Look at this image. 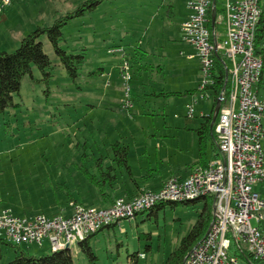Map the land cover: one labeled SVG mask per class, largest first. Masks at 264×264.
<instances>
[{"label": "rangeland", "instance_id": "1", "mask_svg": "<svg viewBox=\"0 0 264 264\" xmlns=\"http://www.w3.org/2000/svg\"><path fill=\"white\" fill-rule=\"evenodd\" d=\"M89 1L92 0H14L0 13V53H13L19 47L20 43L13 47L12 29L24 30L30 23L33 28L37 26L30 33L38 27H51L57 19L74 13ZM187 2L102 0L93 10L85 9V15L62 28L66 42L61 47L86 56L76 80L68 76L48 37H41L44 52L54 67L49 84L39 69L33 68L32 76L27 75L21 81L13 104L0 114V215L52 219L69 217L75 206L106 208L83 168L98 175L94 156L96 160L99 156L106 157L107 165H114L109 157L114 154L112 145L119 141L130 147L131 166L135 171L138 169L137 152L143 154L138 148L144 142L140 119L133 117V107L139 104V99L141 103L145 99L147 192L159 193L163 186L158 184L171 168L164 164L160 168L162 175L157 173L153 175L155 179H148L149 163L153 169L157 168L156 151L160 157L171 154L175 167L195 158L199 148L192 145L193 132L183 127L202 121L204 114L210 115L215 99L210 89L200 90L209 78L196 50L185 39ZM224 3L217 1V31L221 40L227 34L226 22L220 18L224 16ZM261 8L264 10V0ZM126 63L131 76L129 93L123 80ZM227 65L231 67L229 60ZM110 84H114L111 90ZM261 93L264 94V86ZM117 104L123 113L115 111ZM127 104L131 107L125 108ZM208 155H214L211 146ZM168 160L171 161L170 156ZM126 172L123 168L117 171V192L121 187L133 186L130 177L124 176ZM175 174L188 177L184 169L179 172L177 169ZM253 188L264 201V180ZM69 195L80 204H74ZM118 196L122 197L123 191ZM205 206V201L179 204L175 208L167 205L155 215L146 211L130 221H121L115 228L104 229L90 239L96 259L83 252L79 244L73 245V264H163L191 234ZM260 215L264 230V209ZM252 225L258 227L255 220ZM20 249L38 257L52 254L48 240L42 246L24 245ZM20 251L15 246L0 244V264H10Z\"/></svg>", "mask_w": 264, "mask_h": 264}, {"label": "built area", "instance_id": "2", "mask_svg": "<svg viewBox=\"0 0 264 264\" xmlns=\"http://www.w3.org/2000/svg\"><path fill=\"white\" fill-rule=\"evenodd\" d=\"M218 0H188V18L183 24L209 80L200 90L215 84V59L221 58L230 83L215 127L217 157L194 169L187 178L168 180L159 193L144 194L126 202L117 199L109 207L87 209L75 206L69 217L47 218L0 215V242L16 247L43 245L52 252L71 248L102 229L132 220L160 203L213 201V219L206 236L193 248L184 264H264V230L261 211L264 201L254 185L264 180V94L259 84L264 61L256 50V36L262 16L261 0H224L223 17L227 34L220 39ZM14 0H0V13ZM215 14L213 23L212 16ZM212 24L213 30L209 28ZM231 63L228 67L227 61ZM125 64L123 80L131 76ZM211 78V79H210ZM131 107V104L124 106ZM194 110H190L193 116ZM252 220L258 227L252 225Z\"/></svg>", "mask_w": 264, "mask_h": 264}, {"label": "trees", "instance_id": "3", "mask_svg": "<svg viewBox=\"0 0 264 264\" xmlns=\"http://www.w3.org/2000/svg\"><path fill=\"white\" fill-rule=\"evenodd\" d=\"M102 0H92L86 3H83L81 7L74 13H69L65 17H60L57 19L53 26L51 27H38L32 33L28 34L22 39L19 47L13 53L1 52L0 53V114L4 113L5 110L13 104V96L16 93H19L21 88V81L27 75L32 76L33 68L39 69V71L44 76V79L47 84H49L50 79L53 74L54 69L53 64L49 56L44 52L43 44L40 42L41 37L46 35L60 61L62 66L68 73V76L72 80H76L80 76L81 66L85 64L86 56L81 53L76 55L75 51L63 48L62 43L65 41V36L63 34L62 28L68 25L70 21L85 15V9L93 10L95 7L101 4ZM261 4V1H260ZM209 28L213 30L212 24H209ZM256 50L257 54L260 55L264 61V10H262L261 20L259 22L257 36H256ZM85 51V50H82ZM215 84L211 87H208L214 93V98L217 103L218 99L221 97V94L225 92V97L228 95L230 83L226 82V73L221 62V58L215 59V67L213 74ZM264 86V69L263 75L259 84V88L263 89ZM215 103V106H216ZM214 114L210 117V120H213ZM218 122V118L215 124L212 126L208 123L207 125L203 124L199 129L200 143H199V153L202 161V165L206 166V138L207 133L210 131L215 132V127ZM112 150L114 152L113 157L109 159L114 163V165H107L106 157L99 156L92 158L95 162V167L98 175L91 174L89 170L84 166L83 171L86 173L87 178L90 182L99 190L100 195L108 206H111L119 198L115 195V187L118 182L117 171L121 168L126 169L130 172V167L128 164L129 157V147L123 146L119 141L112 145ZM112 152V153H113ZM106 163V164H105ZM70 200L74 204H80L72 195H69ZM198 201L184 202V203H175V202H166L160 203L154 206L152 209L148 210L150 216L157 214L162 209H165L167 205L175 208L179 204L183 205H195ZM206 203L205 211L200 216L197 225L194 227L191 234L182 241L180 247L173 252L163 264H184L186 257L193 250V248L206 236L210 224L213 219V213L211 215L209 209L210 200H203ZM211 206L213 209V201H211ZM146 211L141 212L144 214ZM213 212V211H212ZM139 214V215H140ZM118 224L107 227L106 229L115 228ZM102 229L101 231H103ZM101 231L90 236L87 240L80 242L79 246L91 259H96L89 241L92 237L98 235ZM0 244H7L0 242ZM10 245V244H9ZM13 246V245H12ZM20 251V247H16ZM1 256V255H0ZM240 258L245 260L244 255H240ZM248 260V257L247 259ZM10 264H73V256L71 249H65L57 252H52L51 255L38 257L31 255L28 252L20 251L19 255L12 261Z\"/></svg>", "mask_w": 264, "mask_h": 264}, {"label": "crops", "instance_id": "4", "mask_svg": "<svg viewBox=\"0 0 264 264\" xmlns=\"http://www.w3.org/2000/svg\"><path fill=\"white\" fill-rule=\"evenodd\" d=\"M23 2V1H21ZM19 1V3H21ZM25 4V3H24ZM26 8L30 5H25ZM188 18V13L186 14V18L185 20ZM31 20V18H29ZM7 20V19H6ZM32 21V20H31ZM28 28L24 29V30H19V31H15L14 29L11 30V32L14 31V35H15V44H13L15 47L16 45H18L22 39L26 36L27 33H30V29H35L37 26L34 25V28L32 26V24L30 23L29 25H27ZM114 87V84H110L108 85V89L111 90L113 89ZM145 98V97H144ZM215 99V98H214ZM215 103L216 101L214 102V109L213 111L210 113V115H205L203 116V120L200 121V122H196L194 121L193 123L191 124H186V128L183 127L184 130H187V131H191L193 132V134H191V141H192V145L194 147L198 146L199 148V143H200V136H199V129L202 127L203 124L207 125L208 123L211 125V129H212V122L213 120L211 119L210 120V117H212V114L215 115ZM118 106L115 107L114 109H116L115 111H119L121 113H123L121 110H120V104H117ZM133 111H134V115L133 116L136 120V118L140 119L139 124L141 125V130H143V144L142 142L139 144L140 148H138V150L142 149L143 150V154L140 155L138 152V158H140V162L137 163V167L138 169H136V171L132 168L131 166V152L132 150L130 149L129 150V157H128V164H129V167H130V172H126L124 176H127L128 178L130 177V181L133 182V186L132 187H129V186H126V187H121V189L118 191V192H122L123 191V196H118V192L116 190V187L118 186V182H119V178H118V182H117V185L115 187V195L117 198H133L135 197L136 195H138L141 191H147L146 187H145V99H144V102H140V99H139V104L137 105H134L133 107ZM214 119V118H213ZM119 123H116V126L118 127ZM159 130V129H158ZM196 132V134H195ZM215 139H216V136H215V132H212L210 131L209 133H207V138H206V142H205V145H206V159H205V163L208 164L209 162H211L212 160H214L217 155H218V150H217V147H216V143H215ZM136 141V140H134ZM198 143V144H197ZM142 146H144L142 148ZM209 146H211L212 150L214 151V155L213 157H209L208 155V151H209ZM168 147L172 148L171 144L168 145ZM130 148V147H129ZM148 150V149H147ZM149 151V150H148ZM147 151V152H148ZM156 155H155V164H157V168L156 169H153V165L151 164V162L149 163L150 164V173L148 175V179L152 180V177H154V179L156 178V176H153L157 173H160V175H162V170L160 169L162 165L166 164V165H170L171 168H170V172L168 173V176L166 178H162L161 179V183H159L158 185L160 187H162L168 180L172 179V178H179V179H183L184 177L181 176V174L178 175V177L176 176L175 174V171L178 169V172L181 171V170H185V174L186 175H190L195 168L197 167H200V166H203L202 164V161H201V157H200V153H199V150H198V153H196V156L193 160H191V162H187L186 164H184L183 162H181L177 167H175L174 165H176L174 163L173 160V157L171 154H169L170 156V159L171 161L169 162L168 160V157L161 154V157L159 156V152H155ZM146 155H148V153H146ZM141 156V157H140ZM193 156H191L190 159H192ZM182 164H184L183 166H181ZM176 168V169H175ZM124 170V169H123ZM118 175V174H117ZM150 180V181H151ZM123 181V180H122ZM142 183V184H140ZM72 214V213H71ZM70 214V215H71ZM62 215V214H61ZM69 215V216H70ZM64 216V215H62Z\"/></svg>", "mask_w": 264, "mask_h": 264}, {"label": "water", "instance_id": "5", "mask_svg": "<svg viewBox=\"0 0 264 264\" xmlns=\"http://www.w3.org/2000/svg\"><path fill=\"white\" fill-rule=\"evenodd\" d=\"M212 21L214 23V21H215V14H213V16H212ZM221 105H222V96L218 99V101L216 103L215 115H214V119H213V122H212V126L215 124V122H216V120H217V118L219 116L220 109H221Z\"/></svg>", "mask_w": 264, "mask_h": 264}]
</instances>
